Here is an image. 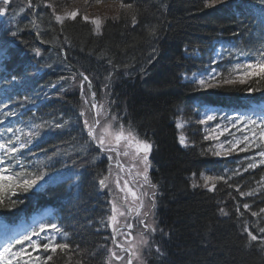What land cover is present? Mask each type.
<instances>
[{
  "label": "trees",
  "instance_id": "trees-1",
  "mask_svg": "<svg viewBox=\"0 0 264 264\" xmlns=\"http://www.w3.org/2000/svg\"><path fill=\"white\" fill-rule=\"evenodd\" d=\"M12 1L14 4L17 0ZM242 1L245 5L249 4L251 10L258 9L261 5L259 0H226L224 5ZM103 2L118 6V12L108 15V25L105 28L103 39L93 38L89 30L79 23L80 19H78L77 23L73 25L74 31L71 34L79 38L83 44L68 48V50L73 55L78 53L80 55L78 59L86 62L94 70L96 80L103 84L98 86L101 91L106 90L104 84L108 83L104 72H110L115 68L102 66L106 65L105 63L90 62L85 51L89 46H105L112 50L111 53L116 54V58L131 53L139 58L136 63L132 62L135 64L136 72L143 69L142 63L146 61L149 66H152L151 70L155 72L153 77H149L150 70L143 72V76L136 82L124 79L118 74L117 76L125 82L120 80L119 85L121 86L113 84V89L117 88V90L114 91L112 100L118 104L115 106H119L115 107L117 114L114 115H118L127 125L126 127L131 126L135 129L139 137L151 141L157 147L155 150L158 163L156 164L157 179L158 185L162 189V227L165 228V232L169 231L170 235L174 237L172 244L175 247L174 253H172L175 254L174 257H170L166 264H264V250L259 246V242L251 244L252 246L248 245L244 229L247 226L245 220L249 219V214L241 215L244 211L241 201L236 197L239 194L232 191L236 186L228 187L227 184H220L212 193L191 186L189 177L198 175L201 170L209 167L211 160L200 145L188 149H182L179 146L175 140V134L176 138L179 136L176 125L173 123L174 119L170 118L175 105L181 106L187 118H190L193 117L191 109H196L195 106L203 104L226 105L227 102H236L239 98L244 97L255 102L264 100V80L253 77L247 84L224 82L236 63L245 60L252 61L256 58L253 55H240L239 51L223 60L222 65L225 66L222 69L223 74L212 81L210 88H200L195 83L189 84L182 80V75H189L194 70L201 71L205 68L208 64L207 59L211 56V44L215 38L223 39L225 37L226 39L228 35H239L244 32L245 26L241 24L243 28L241 33L232 34L228 31L218 34L223 28L225 17L222 12L209 14L208 11L212 7H205V0H174L173 4L166 3L164 0H103ZM122 3L132 4V7L125 9L121 6ZM61 4L63 9L64 6H72L69 0H65V3ZM171 5L173 6L166 17L165 13ZM220 6L222 5L215 7ZM222 11L228 12V10ZM16 14L18 15V24L15 27L13 23L5 25L2 39H8L9 34L14 30L17 33L14 38L18 42L20 39L26 42L28 38L26 31L30 27V9L24 8L19 11L16 8V11H8L5 21L10 22L8 20ZM132 15L137 17V23L134 26L131 22ZM231 16L228 14L226 19L231 20ZM169 20L173 24L168 33L171 37V44L161 46L159 51L162 54H168V56L159 62L157 52H154L155 46H144L146 32L147 28L152 27L150 31H152L153 41L156 38H161V32L166 26L164 23H168ZM44 26L46 27V23ZM212 32L215 33L214 38L207 36ZM183 44L195 45L196 59H189V55L182 54V50H185L182 47ZM259 46L260 44L253 37L243 51L254 53ZM28 59L30 60V56ZM194 61L196 64L189 66V63ZM127 87H130V90ZM249 87L258 90L249 92ZM45 89L52 90L41 83V90L35 91L36 96H41L40 93ZM63 93L66 96L64 99L66 106L68 103L75 102L78 108L71 106L70 109L80 111L78 101L66 90H63ZM56 96L61 97L58 93ZM25 103L19 98H14L7 103L8 107L5 109L16 110L19 105ZM59 112L58 107H53L47 111V116L52 118ZM124 112L125 116L122 115ZM65 114H68L67 111ZM47 121L51 125L59 122L56 119ZM79 136L75 130L73 135L68 138L65 134L59 133L51 145H57L67 152L79 151L82 143ZM72 157L74 155L63 156L66 160ZM95 176L96 174L93 172V177L90 180H93ZM260 176H264V173ZM251 177L245 180L241 192L248 188L247 183L252 184L255 179H258L255 175ZM233 200H236L240 207L239 212L233 211V207H235ZM77 203H74L72 207H77ZM220 208H224L228 215H221ZM261 208H264V193L261 195L260 201L256 203L254 212H259ZM262 217L264 218V213L259 216L250 215L249 224L252 229L250 230L255 234H258L259 227H264ZM75 241L76 244H71L66 254L56 255L49 264H105V254L100 249L97 236L87 228L85 223L78 227ZM93 252L95 255H90Z\"/></svg>",
  "mask_w": 264,
  "mask_h": 264
},
{
  "label": "snow or ice",
  "instance_id": "snow-or-ice-1",
  "mask_svg": "<svg viewBox=\"0 0 264 264\" xmlns=\"http://www.w3.org/2000/svg\"><path fill=\"white\" fill-rule=\"evenodd\" d=\"M3 5H8L10 0H0ZM99 2V0H97ZM260 4L264 6V0H259ZM29 7L38 8L44 7L50 9L51 16L54 21L61 26L66 21H76L77 17L80 16V11L78 9L68 11H57L58 5L54 0H39L37 4H33L32 0H28ZM226 0H205V7L211 8L216 5H224ZM123 8L128 9L132 7V4H123ZM7 12L6 7H0V15H4ZM83 21L90 23L94 26V31L100 34L103 20L100 17L90 18L88 15L82 16ZM132 24L137 23L136 15L131 17ZM259 23L264 27V7L261 9V15L259 17ZM39 36V32L36 33ZM12 37H16L17 33L15 31L11 32ZM11 42L5 41L4 47L0 50V56L7 55V49ZM36 56L41 54L39 48L34 49ZM231 54V52H229ZM240 55H254L256 58L251 62L236 63L229 73V77L224 81L229 84H247L253 77L259 80H264V44L255 50L254 53H247L240 50ZM109 64L112 63L111 60L108 61ZM213 63H216L213 60ZM51 67V65H47ZM212 73L216 72L215 68L210 69ZM80 77V90L81 94H84V85L87 83L90 98L85 99V104H90L91 108L86 109L89 113L92 109L95 112L91 115L90 119L85 118L83 120V127L87 130V134L90 137L91 142H93L98 151L103 155L107 156L109 159L113 160L116 164V168L121 171H126L132 174V169H139L135 172L136 176L142 177V183L139 187L145 188L144 191L137 194L132 188H130L129 181L124 180L123 186H121V181L117 177L114 181L111 180L113 169L109 168V174L107 176H102L98 180L99 188L109 189L110 184L114 183L115 187L119 189L120 193H124L123 196H119L117 193L111 201V215H109L107 221H102L101 223H106L112 228V243L115 246L112 249H108V255L105 260V264H113V261L118 262V264H143V256L145 252H151L153 249L159 255H163L161 249L158 245L154 244L151 239L153 234L160 232L164 234V230L159 228L156 220L154 209L156 207L155 198L157 185L152 184L148 176V170L151 167L149 161V154L152 151L153 145L147 140L141 139L136 133L135 129L131 126L126 127L124 123L121 122V118L118 115L111 114L110 104L114 101L105 100L104 102H99L96 100L97 93L92 90V81L88 75L83 72L78 73ZM203 74L199 76L196 73L192 74V82L197 83L200 87H211L212 85L208 83L207 80L202 78ZM188 79L187 75L184 77ZM214 76H210L209 79H214ZM13 80L16 79L15 76L12 77ZM67 78L61 76L60 80H65ZM71 79L75 80L76 75H73ZM110 80V77L106 78ZM109 84H105L104 88L108 89ZM51 87L55 88L56 85L52 84ZM258 89L249 87L248 91L253 92ZM109 96L110 93H105ZM47 98V97H46ZM9 100L11 97L8 98ZM25 100L28 98L25 97ZM4 107H8L5 103ZM257 116V119H253L252 116L247 114H237L230 119L231 126L233 128L237 127V124L243 125L244 129H247V133L243 134L241 137H233L231 140H226L224 143L217 145L220 151H214V155H230L235 151L248 152L253 148L260 149L258 152L259 164L264 165V108H262L258 113H253ZM5 119L8 117L17 116L18 113L14 111L6 112ZM80 116H85V111L80 112ZM217 117L212 114H205L204 118L199 120L200 124H207L209 121L216 120ZM4 120H0V124H3ZM52 126L50 122L45 121L44 123H30L27 127L28 130L25 131L24 128L7 127L3 132H0V206L2 207H16L19 203L23 201L20 199L12 200L9 197V203L4 204L3 193L5 190L11 194V196H17V193L28 194L33 192V190L43 191L44 187L58 180L59 175L50 176L48 171L43 168L36 169L35 171L29 170V166L21 159L24 149H28L32 144L33 140L40 135V129L45 126ZM56 128L63 127L62 124L56 123L54 125ZM183 123H178L177 127H183ZM100 129L98 132L97 129ZM216 128L219 129L220 125L217 124ZM211 131H215L212 129ZM229 133V128L225 125L217 135L206 136V139H219V136L224 135V133ZM5 133H11L7 139L4 138ZM179 142L185 147L188 146L186 138L181 135L179 137ZM225 143L228 147L225 148ZM242 145V146H241ZM118 157L128 158L129 167L125 168L124 164L118 160ZM258 166L255 156L249 158V163L245 168L254 169ZM33 168L35 165L32 166ZM20 169L17 171L16 169ZM48 177V179H46ZM204 180L203 187H209V181L214 180H224L223 176L211 177L202 176ZM43 182V183H42ZM227 182V181H225ZM196 182H193V187H198ZM215 189V183L211 184L209 190ZM241 196H251L253 192H240L239 188L236 189ZM131 196V202L128 197ZM245 209H249V205L245 203L243 205ZM221 215H228V212L224 208L219 209ZM239 212V207L236 208ZM264 213V208L260 209V212H251L252 216H259ZM134 214V215H133ZM241 215H243L241 213ZM120 218H123V222ZM134 220L135 223L130 222ZM134 229H136L134 234ZM247 234L248 245L251 246L252 242H259V246L264 250V227L258 228V234H253L248 228L244 229ZM52 233H58L61 236H67L61 226L55 222H41L38 227H33L30 232H25L22 236L8 238L4 242V246L0 248V264H47V262L53 260V254H56L58 250L61 252H67L70 249V244L67 242H58L55 235ZM116 236H124L126 240L125 243H118L115 239ZM36 239H33V238ZM130 238V239H129ZM27 243V248L24 245ZM17 245L20 247L17 249ZM79 246L77 245V248ZM106 247V246H105ZM28 248L34 249L37 252L43 250L47 253L46 256L41 258L40 255L33 256ZM117 249L119 251H117ZM90 255H95V253H90Z\"/></svg>",
  "mask_w": 264,
  "mask_h": 264
},
{
  "label": "bare ground",
  "instance_id": "bare-ground-1",
  "mask_svg": "<svg viewBox=\"0 0 264 264\" xmlns=\"http://www.w3.org/2000/svg\"><path fill=\"white\" fill-rule=\"evenodd\" d=\"M38 2L39 0L36 1L32 0L33 4H37ZM54 2L58 5L57 11L64 10L62 8L61 3H65V0H54ZM69 2L72 4V6L75 7L81 6L80 8H82V10L88 8L90 12L88 14L90 18L97 17L98 16L97 13L103 14V10H99L100 12H98L95 10V8L104 7L105 5L108 4L103 2V0L99 2H97V0H91V2H88V0H69ZM164 2L173 4L174 0H164ZM27 4L29 6L28 1ZM172 6L173 5L169 6V8L167 9L165 13L166 17L167 15H169L170 8ZM107 11H112V10L107 9ZM29 15H30L29 17L30 27L26 31L28 38L26 42H23V44L30 56L34 80L37 82H45L48 89H52L56 91L61 96L60 108H59L60 112L56 114L54 117V118H58L63 112L64 108L66 107V102L64 100L66 96L64 95L63 90H66L68 94H70L72 97H74L77 100L79 92L75 87V83L78 81V79H80L78 73L83 72L86 75H88L90 78L95 74L94 70L86 62L84 63L80 59H78L80 57L79 54L73 55V53L68 50V48H72L74 46H79L83 44L81 43V40L79 38L72 36L71 32L74 31L73 25H75L77 23V20L80 19L79 23H81L89 30L93 38L97 40H102L106 32L105 28H107L108 25L107 17L105 15H102L101 17L103 20L102 29L100 34H97L94 31L93 25L83 21L82 16L86 15L83 13L77 17L76 21H70V20L66 21L65 24L63 25L62 30H61V26L57 24L52 18L50 9H46L42 6L38 8L30 7ZM44 23H46V27L44 26ZM164 25L166 26L164 27V31L161 32L162 37L156 38L154 41L152 39V31H150L152 27L147 28L146 38L144 41V46L147 47L155 46L154 52H157L156 55L158 57L159 62L162 61L164 57L168 56V54L165 55L159 51L161 50V46H169L171 44L170 43L171 37L170 35H168V33L170 32L171 30L170 28L173 25L172 21L169 20L168 23L165 22ZM222 27L223 28L220 29V32L218 34L228 31L231 32L232 34L243 32V28L241 24L234 17H231V20H227L225 18ZM37 32H39V36L36 35ZM207 36L214 38L215 33L212 32L211 35L208 34ZM182 47L185 48L184 51L182 50V54H184L185 56L189 55L188 56L189 59H193V58L196 59L197 55H195L196 51H194L195 45L183 44ZM35 48L40 49L41 54L39 56L35 55L34 53ZM85 51L88 55L90 62L97 64L105 63L106 65L103 64L102 66L114 67L119 72L122 78L129 79L132 82H136L137 80H139L143 76L142 73L147 70H150L149 77H153L155 74L154 70H151L152 66H149L147 61L143 63L141 62L143 64V69L139 70L141 73L136 72L134 63L139 61V58H136L134 55H131V53L130 54L126 53L125 56L116 58L115 57L116 54L111 53L112 51L111 49L102 45L89 46L86 48ZM109 60L112 61L111 64L108 63ZM195 61L190 62L189 66H193L194 64H196ZM47 65H51V67H48ZM197 72H199V70L193 71V73H197ZM193 73L186 75L187 77H191ZM73 75H76L75 80L71 79ZM61 76L67 79L60 80ZM184 77L185 75H182V80L185 81V83H189V84L193 83L192 81H188V79H185ZM52 84H55L56 87L55 88L51 87ZM94 89H97V86H95ZM127 89L130 90V87H127ZM116 90L117 88L114 90L112 87L104 90L105 93L106 92L110 93V95L106 96V98L111 101L114 96V91L116 92ZM115 100L117 101L116 97ZM72 104H75V102ZM170 118L174 119L173 121L174 124L176 120L188 119L185 111L179 105H175L173 107V112ZM175 140L179 142L178 137L176 138V134H175ZM197 142H194L192 144V148H196L198 147V145H200L199 141ZM52 154L55 163L61 161L63 159L62 156H65L56 149H53ZM82 189L83 190L86 189V186H84ZM97 242L99 243V245L103 243L101 238L100 239L97 238ZM146 263L150 264L149 262Z\"/></svg>",
  "mask_w": 264,
  "mask_h": 264
},
{
  "label": "rangeland",
  "instance_id": "rangeland-1",
  "mask_svg": "<svg viewBox=\"0 0 264 264\" xmlns=\"http://www.w3.org/2000/svg\"><path fill=\"white\" fill-rule=\"evenodd\" d=\"M80 7H75V6L68 7V6H64V10L72 11V10L78 9L80 11V14L83 13V14H86V15L89 16V14H88V13H90L89 12V9L87 8V9L82 10V8H80ZM107 9H110L112 11H107ZM95 10L98 11V12H100L99 10H103V14L102 13H97L100 18L102 17V15H105L107 18H109V16H107V15L113 14L114 13L113 11L118 12L117 11L118 10V6L113 5V4H107L104 7L95 8ZM120 10H122V9H120ZM210 69H212V68H209L208 70L207 69L204 70V72L202 73L203 74L202 78H204L205 80H207L209 84H212L213 79H209L210 76H207L208 74H211L212 73L210 71ZM116 72H117L116 69H111L110 72H108V71H105L104 72V75H106L107 78L110 77V80L109 79H106V80L108 82L107 84H110V87H112V88H114L113 87V84L116 85V86H121V85H119V82H121L120 80H123L121 77H119V76L116 75ZM20 73L22 75H24V72H20ZM191 78L192 77H189L188 78V81H192ZM123 82H125V81L123 80ZM195 84H197L199 86L198 81ZM200 88L206 89V88H210V87H200ZM79 91L81 93L80 88H79ZM103 92H104V89H103ZM88 93L89 92H86V90H84V94L83 95L81 94L83 100L82 101L80 100L79 105L82 108V111H85V118H89L90 119L91 115L95 112V109H92V112L91 113H89L88 111H86V109L91 108V105L90 104H85V99L90 98L88 96ZM96 99L99 102H103V99H107V98H106L105 93H104V95H102V98L96 97ZM195 108L196 109H193L192 108L191 111H190L191 112V115L193 117H190L188 119H179V120H176L175 121L176 130H177V133L179 134V137L181 135H183L184 137H188V140L186 139V142H190V146L191 147H192V143L194 141H199L201 148H203L206 151V154H207L208 158H211L213 160H218V161L219 160H223V159L231 158L232 156H230V155H223V154H221V155H214L213 152L214 151H220V149L217 148V145L218 144L224 143L226 140H231V139H233V137L239 138L243 134H246L247 133V131H245V129L243 128V125H241V124L238 123L237 124V127L233 128L231 126L230 119H225L226 117L227 118L236 117L238 119V116L237 115H233L231 113H228L227 111H221V110H219L217 108H209L208 106H204V107H201V106L196 107L195 106ZM262 108H264V104L259 105V109H262ZM205 114L215 115L217 117V119L216 120H213V121H209L207 124H200V123H198L199 120H201V119L204 118ZM178 123H183L184 126L182 128L181 127H177V124ZM217 124L220 125V128L219 129L216 128V125ZM225 125L228 126L229 132H231L232 135H229V133L226 132V133H224V135L219 136V139H206L205 138L206 136H209V135H212V136L217 135L219 133V131ZM212 129H215V131H211ZM97 131L99 132L100 129L98 128ZM179 137H178V140H179ZM182 146H184V145H182ZM227 147H228V145H227V143H225V148H227ZM236 152H238V151H236ZM152 153L153 152H151L149 154V158L151 157V154ZM117 159L118 160L123 159L124 160V166H125V168H127V165H129L128 162H127L128 161V158H126V157H118ZM156 159H157V157H156ZM233 162H237V161L233 160ZM109 164H110L109 165V168L113 169L112 176L110 178L111 180L114 181L118 177L120 179V181H121V186H123V181L124 180L129 181V185L128 186L130 188H132L134 191H136L137 194H139L140 192L144 191L145 188L147 187V186H145V188L139 187V184L142 183V179L139 176H136L135 175V172L138 171L139 169H132V174H129L126 171H121V170L117 169L116 168V164H115V162L113 160H111V162ZM156 164H158V163L156 162ZM235 171H238V169H235ZM206 172H208L209 173V176H211V177H214L213 175H215L213 172H209V171H206ZM226 173L227 172L225 171L224 174H226ZM202 176H208V175L207 174L206 175H200V177H198V179H197V182L200 185L198 187L201 188V189H204L205 192L206 191L207 192L208 191H212V190H209V188L211 187V184L212 183H217L218 181H222V180L209 181V187L208 188H205V187H203L204 180L202 179ZM221 176H223V175H221ZM192 178L193 177H191L190 180H192ZM192 184H193V182H192ZM219 184H222V183H219ZM110 188L111 189H114V191H110L109 189H106V192L107 193L110 192V194L112 196V199H113V197L117 193L119 194V196H123L124 195V193H120L119 192V189L115 187V184L114 183L110 184ZM193 188L198 189L197 187H193ZM232 191L234 193L237 192L236 191V188H234ZM236 197L239 200H242L243 199L242 196H239V195H237ZM128 199L131 202V196L130 195H129ZM233 203L235 205V207H233V211H235L236 208L239 207V206L236 203V200H233ZM235 212H237V211H235ZM120 219L123 222V218H120ZM130 222L135 223L134 220H131ZM1 226L2 225H0V227ZM163 230L165 232V228H163ZM133 231H134V234H135L136 229H134ZM166 232H167L166 235L168 236L169 241L170 242L173 241L172 239H174V237L170 235V232L169 231H166ZM159 234H161L162 237H163L162 241L160 242V244L162 245L163 241L166 239L165 233L164 234H162L160 232L159 233H154L152 237L157 236ZM52 235H54V234L52 233ZM115 239L117 240L118 243H125L126 244V240H125V237L124 236H116ZM172 246H173L172 247V250H175L174 245H172ZM27 247L28 246H26V248ZM114 247L115 246L112 244L110 246V249H112ZM28 251L31 252L33 256H36L38 254V252L36 250L31 249V248H28ZM117 251H119V250L117 249ZM155 253L156 252L154 250H152L150 253L149 252H145L144 253V256H143V264H147L146 262H149L151 264V262L153 260L152 258L155 255ZM170 255L174 256V254H170ZM117 263L118 262L115 261L113 264H117ZM134 264H135V262H134Z\"/></svg>",
  "mask_w": 264,
  "mask_h": 264
}]
</instances>
